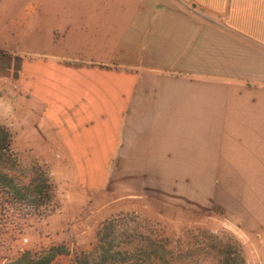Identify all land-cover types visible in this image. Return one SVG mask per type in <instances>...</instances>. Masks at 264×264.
<instances>
[{
    "label": "crops",
    "instance_id": "crops-1",
    "mask_svg": "<svg viewBox=\"0 0 264 264\" xmlns=\"http://www.w3.org/2000/svg\"><path fill=\"white\" fill-rule=\"evenodd\" d=\"M85 2L113 7L105 19L88 10L110 26L87 53L116 63L67 62L64 54L80 53L67 36L25 52L17 77L0 75L8 117L24 118L26 148L62 153L90 188L105 187L112 166L132 191L235 181L248 264H264V0ZM12 46L4 56L15 60Z\"/></svg>",
    "mask_w": 264,
    "mask_h": 264
},
{
    "label": "rangeland",
    "instance_id": "rangeland-1",
    "mask_svg": "<svg viewBox=\"0 0 264 264\" xmlns=\"http://www.w3.org/2000/svg\"><path fill=\"white\" fill-rule=\"evenodd\" d=\"M27 1L33 4L24 5ZM47 1L0 0L3 79L17 77L18 64L25 52L45 49L67 36L71 39L70 48L80 49V53L64 54L67 62L116 63V55L87 53L89 40L98 45L110 26L107 20H90L88 10L100 9L96 17L105 19L113 7L88 6L86 0H77L81 4L74 7L47 5ZM12 45L15 60L4 56L8 48L12 50ZM5 65L10 68L4 69ZM7 95L6 89H0V125L13 138L11 148L17 160L13 174L18 178L25 175L43 182L49 180L50 188L37 205L25 209L20 204L6 205L0 201V264L11 263L24 250L39 252L56 246L63 247L66 254L58 256L52 264H67L75 254L90 251L98 228L115 217L123 229L126 225L129 234L135 230L144 239L182 245L191 264L198 259L201 249L198 244H210V241L223 244L231 241L235 245V260L241 251L248 264L252 252L244 242L251 240L239 231L235 221L238 210L235 181H153L146 183L144 190L132 191L126 188V183L122 185L119 166H112L105 187H86L81 182L84 178L81 169L69 164L62 153L61 158L57 151L26 148L31 138L25 133L24 118L8 117ZM26 211L30 215H25ZM201 264L214 262L206 258Z\"/></svg>",
    "mask_w": 264,
    "mask_h": 264
},
{
    "label": "trees",
    "instance_id": "trees-1",
    "mask_svg": "<svg viewBox=\"0 0 264 264\" xmlns=\"http://www.w3.org/2000/svg\"><path fill=\"white\" fill-rule=\"evenodd\" d=\"M13 138L5 127L0 125V201L6 205L20 204L37 205L47 196L50 185L48 181H40L22 175L18 178L13 174L16 158L12 153ZM28 178V179H27ZM29 214L28 211L25 215ZM30 215V214H29ZM110 218L104 221L95 235V243L88 252L75 254L67 264H191L182 245L174 246L172 241H152L139 235L134 230L127 231L126 225ZM213 242V243H212ZM201 249L195 264H201L211 258L214 264H246L243 254L237 252L230 241H210V244L199 243ZM63 247H50L39 252L24 250L9 264H52L58 256L65 255Z\"/></svg>",
    "mask_w": 264,
    "mask_h": 264
}]
</instances>
